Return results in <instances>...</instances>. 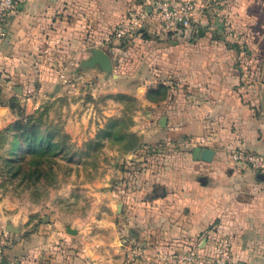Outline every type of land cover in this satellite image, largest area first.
<instances>
[{"label":"rangeland","instance_id":"1","mask_svg":"<svg viewBox=\"0 0 264 264\" xmlns=\"http://www.w3.org/2000/svg\"><path fill=\"white\" fill-rule=\"evenodd\" d=\"M211 3L210 15L219 24L214 33L218 38L226 37L227 48L234 50L233 64L240 78L236 91L264 117V0ZM227 22L233 29L230 32ZM114 26L102 30H106L107 38ZM87 30L84 39L59 43L58 57L52 60L60 68L56 97L31 113L19 105L26 115H42L41 123H37L39 137H51L53 149L40 159L43 176L27 177L29 172L14 177L12 165L6 162L10 140L0 142V248L4 256V249L16 243H57L62 233L76 245L75 264L84 260L85 264H148L149 257L146 262L135 250L146 249L150 257L163 251L161 247L149 251V197L159 195L157 185L169 186L167 167L172 170L183 159L190 161L192 148L205 140L183 137L173 130L163 135L151 133L153 128L163 127L160 119L167 109L161 104L146 105L138 87L148 83L152 74L146 68H140L138 75L133 71L136 73L137 63L147 62L148 46L142 41L154 37L152 31L108 45L107 38L90 37ZM138 37L143 39L136 41ZM93 46L111 55L116 68L113 75H100L96 69V75L89 76V70H81V61L90 56ZM40 56L38 51L34 53L28 66L40 63ZM115 74L120 75L118 81L112 78ZM10 108L16 118L4 128L13 126L12 132H20L18 123L27 121L20 117V110L11 104ZM20 155L31 157L28 150L19 151ZM227 157L235 162L229 154ZM9 223L22 232L8 233L4 226ZM67 225L78 229V234L68 233ZM199 241L197 236L194 242ZM82 252L87 258L78 255Z\"/></svg>","mask_w":264,"mask_h":264},{"label":"crops","instance_id":"2","mask_svg":"<svg viewBox=\"0 0 264 264\" xmlns=\"http://www.w3.org/2000/svg\"><path fill=\"white\" fill-rule=\"evenodd\" d=\"M191 1L202 10L192 28L165 34L151 25L146 31H152L154 37L135 38L148 46V58L145 64L137 63L133 73L138 75L140 68H146L152 74L138 91H143L146 105L161 104L167 109L166 131L152 126L151 133L163 135L173 130L183 137L204 139L198 146L213 149L215 155L210 162L195 160L192 155L190 161L185 158L172 170L167 167L169 186H156V192L165 195L149 197V251L160 247L181 251L194 244L197 236L209 245L208 231L214 226L218 235L230 239L239 264H264V169L255 171L227 157L232 149L264 156V117L236 91L240 78L233 64L234 50L227 48L226 37L214 33L219 24L210 15L212 0ZM143 2L150 0H21L8 17L6 35L0 40V83L8 102L0 110V129L16 118L12 102L31 113L56 97L60 68L52 60L58 57L60 42L84 39L87 27L90 37L106 39V30H102L116 25L130 5ZM37 51L40 63L28 66ZM95 70L86 73L96 75ZM112 78L118 81L120 75ZM160 84L167 87V97L150 101L148 91ZM19 87L21 94L16 91ZM57 237V243H16L4 249L3 259L8 264H75V243L65 234ZM85 254L78 253L83 259Z\"/></svg>","mask_w":264,"mask_h":264},{"label":"built area","instance_id":"3","mask_svg":"<svg viewBox=\"0 0 264 264\" xmlns=\"http://www.w3.org/2000/svg\"><path fill=\"white\" fill-rule=\"evenodd\" d=\"M21 0H0V40L6 35V23L8 17L16 10ZM212 2V1H211ZM218 11H222L217 8ZM202 10L198 9L196 2L191 0H150L138 5H130L124 17L114 26L107 38L108 45L123 43L135 34L146 31L149 26L160 28L165 34L186 31L198 23ZM226 28H231L227 22ZM102 44V43H101ZM105 44H102L104 46ZM8 102L4 100L3 89L0 83V110ZM230 159L251 165L255 171L264 169V156L245 152L244 150L232 149L229 153ZM211 244L198 242L188 245L181 251L163 250L155 256H149L146 249L135 250V253L148 261V264H239L233 255L230 239L226 235H218L212 226L208 231ZM209 241V240H208ZM3 255L0 248V264ZM147 264V263H145Z\"/></svg>","mask_w":264,"mask_h":264},{"label":"trees","instance_id":"4","mask_svg":"<svg viewBox=\"0 0 264 264\" xmlns=\"http://www.w3.org/2000/svg\"><path fill=\"white\" fill-rule=\"evenodd\" d=\"M167 94V87L160 84L157 88L148 91L147 98L150 101L158 102L164 100L167 97ZM120 96L127 97L121 94ZM11 107L17 109V111L20 110V117L25 118L27 123H18L17 126L20 132H12L13 126L0 130V142L10 140V158H7L6 162L12 165L11 169L14 171V177H17L22 173L27 174L31 172L27 177L33 178L35 176L37 179H40L43 176V173L39 168V166L42 165L40 164V159L46 158L52 151L53 146L51 145V137L49 136L46 139L39 137L40 130L37 123H41L42 115H26L20 108L19 104L15 102L11 103ZM22 150L30 151L31 157H28V155L18 156V152ZM30 158H33L34 160L29 164L27 162ZM27 164L31 168H26Z\"/></svg>","mask_w":264,"mask_h":264},{"label":"water","instance_id":"5","mask_svg":"<svg viewBox=\"0 0 264 264\" xmlns=\"http://www.w3.org/2000/svg\"><path fill=\"white\" fill-rule=\"evenodd\" d=\"M200 34L202 35L203 32L201 31ZM90 56L84 60L81 61V70L83 72H86L90 69H98L99 72L104 73L107 76H111L114 74V62L111 57V55L103 48L99 46H93L89 49ZM59 88V85L57 86V89ZM17 93L21 94L22 88L16 89ZM168 118L167 116H162L160 119V125L166 126L167 125ZM193 158L195 160H201L204 162H210L213 160V157L215 155V151L211 148H204L201 146H194L192 148ZM160 196H164V192L161 191L159 193ZM6 231L8 233H21L22 229L16 226H13L12 224H8L6 226ZM66 231L70 234H78V229L72 228L71 225L66 226ZM2 264H8V259L4 258L2 260Z\"/></svg>","mask_w":264,"mask_h":264}]
</instances>
